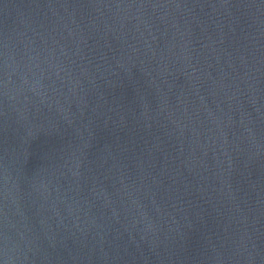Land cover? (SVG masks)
I'll return each instance as SVG.
<instances>
[{
  "label": "water",
  "instance_id": "1",
  "mask_svg": "<svg viewBox=\"0 0 264 264\" xmlns=\"http://www.w3.org/2000/svg\"><path fill=\"white\" fill-rule=\"evenodd\" d=\"M0 264H264V0H0Z\"/></svg>",
  "mask_w": 264,
  "mask_h": 264
}]
</instances>
